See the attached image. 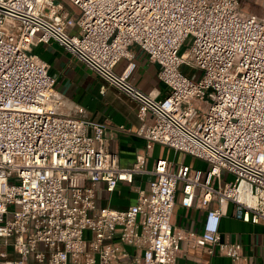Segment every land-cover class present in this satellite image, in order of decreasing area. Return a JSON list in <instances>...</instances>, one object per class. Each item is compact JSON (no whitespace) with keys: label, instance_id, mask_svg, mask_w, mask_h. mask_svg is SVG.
<instances>
[{"label":"built area","instance_id":"2783aa9c","mask_svg":"<svg viewBox=\"0 0 264 264\" xmlns=\"http://www.w3.org/2000/svg\"><path fill=\"white\" fill-rule=\"evenodd\" d=\"M241 5L0 0V264H179L184 240L241 258L243 244L221 236L229 203L245 221L264 220V17ZM53 41L138 102L149 149L160 143L207 168L160 157L148 169L143 156L122 166L108 122L91 124L34 52ZM133 44L160 65L166 95L132 81ZM145 173L148 190L129 207L98 203L100 182L113 192ZM179 190L184 205L207 207L201 232L173 224Z\"/></svg>","mask_w":264,"mask_h":264},{"label":"crops","instance_id":"0c3cea01","mask_svg":"<svg viewBox=\"0 0 264 264\" xmlns=\"http://www.w3.org/2000/svg\"><path fill=\"white\" fill-rule=\"evenodd\" d=\"M66 3L72 11H76L72 4ZM241 8L246 13L264 17V0H242ZM71 30L76 31L77 28H71ZM36 47L40 48V53L35 51ZM131 48L136 52L138 62L132 81L147 92L156 91L160 92L161 96L166 95L168 89L159 77L160 65L150 61L146 52L138 44H133ZM34 52L49 63L50 71L57 77V88L71 101L86 107L87 112L84 115L91 124L108 122L105 134L106 145L119 154L122 166L134 164L140 156L145 157L148 169H153L160 157L173 161L174 168L182 162L187 163L185 158L189 154L176 152L169 146L157 143L149 149L146 139L137 133L141 123L138 116V102L116 86L109 84L58 42L38 44L34 46ZM127 62V59H122L117 64L116 70L121 72ZM103 88L104 91H102ZM120 125H124L125 129L120 128ZM181 154L184 158L178 161ZM151 177V174L145 173L136 175L132 183L120 181L113 192H109L105 183L100 182L98 203L125 209L137 201L140 190H148ZM182 198L183 193L179 190L172 217L173 224L185 231L201 232L207 207L201 198H197L193 206L184 205ZM210 205L218 207V202L213 201ZM221 236L225 242L243 244L241 258L234 259L220 252L217 247L214 253H209L191 240H184L178 263L264 264V220L254 223L237 217L235 204L231 202L227 213L221 219Z\"/></svg>","mask_w":264,"mask_h":264},{"label":"rangeland","instance_id":"374dc122","mask_svg":"<svg viewBox=\"0 0 264 264\" xmlns=\"http://www.w3.org/2000/svg\"><path fill=\"white\" fill-rule=\"evenodd\" d=\"M35 51L37 53H40L41 50H40V48L36 47ZM41 55L42 56L44 55L43 52L41 53ZM183 70L187 71L188 73H194L196 71V70H193L190 66H187V65L183 66ZM199 73L200 72L197 71V74L195 75L196 78H198ZM176 157L177 156H175V158ZM183 158H184V156L181 154L178 161H182ZM185 161L187 162V164H189L192 167H199V168H202V169H206L207 168L206 161H204L202 159H199L198 157L193 156V155H188V157L185 158ZM224 174H225V180L230 181V180L233 179V175L228 173L227 171H225Z\"/></svg>","mask_w":264,"mask_h":264},{"label":"trees","instance_id":"16d2710c","mask_svg":"<svg viewBox=\"0 0 264 264\" xmlns=\"http://www.w3.org/2000/svg\"><path fill=\"white\" fill-rule=\"evenodd\" d=\"M187 72V71H186Z\"/></svg>","mask_w":264,"mask_h":264}]
</instances>
